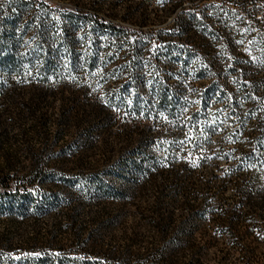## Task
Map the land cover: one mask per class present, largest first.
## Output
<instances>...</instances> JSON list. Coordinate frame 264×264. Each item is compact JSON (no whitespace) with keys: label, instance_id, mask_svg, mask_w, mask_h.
I'll use <instances>...</instances> for the list:
<instances>
[{"label":"trees","instance_id":"1","mask_svg":"<svg viewBox=\"0 0 264 264\" xmlns=\"http://www.w3.org/2000/svg\"><path fill=\"white\" fill-rule=\"evenodd\" d=\"M69 1L0 0V216L53 218L15 249L25 264H207L220 244L226 264L264 233V163L245 160L264 144V0ZM89 149L102 168L50 167ZM22 150L30 168L4 169ZM220 150L239 161L220 168Z\"/></svg>","mask_w":264,"mask_h":264},{"label":"rangeland","instance_id":"2","mask_svg":"<svg viewBox=\"0 0 264 264\" xmlns=\"http://www.w3.org/2000/svg\"><path fill=\"white\" fill-rule=\"evenodd\" d=\"M55 2L59 5L72 8V2L69 0H55ZM148 8L153 9V0H146L145 4ZM189 8H191V5H188ZM260 11V10H259ZM262 11V10H261ZM261 14V12H260ZM162 24H152L147 26V30H154L161 26ZM131 26L138 27L136 24L131 23ZM6 56V53L2 52L0 49V70L3 69H9L10 66L5 67L3 60ZM3 59V60H2ZM124 94L128 95L127 91H124ZM222 131V132H221ZM216 132V133H215ZM13 133H16L14 131ZM219 133V134H218ZM226 133L220 128L217 130H214L213 137L220 138L222 136H225ZM229 134V133H228ZM226 135L225 137H230L229 135ZM19 137V136H18ZM68 137H66L67 139ZM33 145L35 142V138H31L29 140ZM60 146H62L64 143L61 141ZM227 150V149H226ZM226 150H220L216 151L215 154L216 160L219 161L220 168H227L228 167V161H239V156L232 154ZM202 155H204L202 152L198 151L196 154L197 158H201ZM30 155L28 152L21 151L18 154V157L16 158V162L13 168H4L6 170L10 169L15 172L22 173L25 171V169L30 168ZM103 150H93L89 149L85 151L82 154L77 155H64L55 157L50 162V167L57 169V170H65L70 172H76L78 170H91L93 168H102L103 166ZM246 162L248 165L253 162L254 160H261L262 163H264V144H262L260 147L255 148L253 150V153L246 157ZM14 163V162H13ZM201 168H210V167H201ZM260 168H264V165H262ZM264 185V176L262 177L260 186L262 187ZM8 203H0V209H3L5 207H8ZM53 218H47V219H41L39 222H35L31 219H28L26 221H22L21 219H11L6 218L5 216H0V242L2 243H8L13 244L12 250H6V252L3 251V249H0V253L4 254L2 263L1 264H25L24 263V253L16 250L15 247H18L23 240H26L28 236L31 235L33 232L32 228L35 227H44L46 224L52 223ZM129 222L132 224L133 222L136 223V220L130 219ZM258 232V231H257ZM253 234V236H250L246 238L244 241H242L243 245L247 246L246 250L244 252L235 251L231 252L228 255V262L226 264H244L243 263V255L247 259L251 260H264V233H257ZM115 235H120L119 231L114 232ZM227 240V239H226ZM224 245H218L217 248L212 249H203V257L207 260V264H220L219 260L222 256V253L219 251V249L223 248ZM20 252V253H19ZM6 255H11L12 260H8ZM259 261V263L256 264H264V262Z\"/></svg>","mask_w":264,"mask_h":264}]
</instances>
